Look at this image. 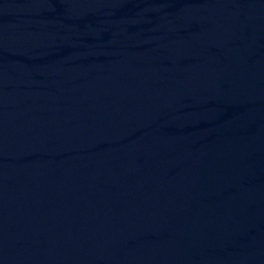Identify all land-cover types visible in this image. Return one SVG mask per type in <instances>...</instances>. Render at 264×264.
<instances>
[{
    "label": "water",
    "instance_id": "95a60500",
    "mask_svg": "<svg viewBox=\"0 0 264 264\" xmlns=\"http://www.w3.org/2000/svg\"><path fill=\"white\" fill-rule=\"evenodd\" d=\"M0 264H264V0H0Z\"/></svg>",
    "mask_w": 264,
    "mask_h": 264
}]
</instances>
